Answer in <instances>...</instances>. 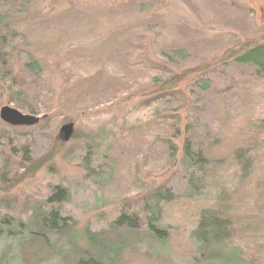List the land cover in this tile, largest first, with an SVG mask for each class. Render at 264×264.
<instances>
[{"label": "rangeland", "instance_id": "374dc122", "mask_svg": "<svg viewBox=\"0 0 264 264\" xmlns=\"http://www.w3.org/2000/svg\"><path fill=\"white\" fill-rule=\"evenodd\" d=\"M69 2L76 4L75 16L64 25L76 26L91 6H97L108 14L121 12L134 27L135 36L127 42L116 39L115 52L100 61L116 77L123 68L134 65L145 67L150 77L154 72L149 67L156 62L162 67L157 76L164 79L168 78L164 77L166 69L174 68L163 65L157 56L155 37L144 36L141 26H136L151 13H159L167 23L169 30L164 34L169 39L182 41L178 31L182 28L192 38L197 34L202 43L214 45L213 50L183 62L176 71L205 66L221 55L214 41L264 43V0H39V8L64 11ZM127 27L107 25L93 39L76 41V46L93 49L106 41L109 46L114 43L109 36ZM9 64L7 55L0 53V75L9 79L7 83L0 80V111L8 106L41 121L34 127H12L0 119V223L8 218L31 224L42 212L54 208L74 227L70 236L77 244L73 247L91 252L83 235L86 230L104 231L120 245L121 236L116 238L110 225L122 214L152 218L145 204L154 192L167 188L173 198L159 204L158 221L160 229L170 234L166 244L152 237L145 239L143 230L145 237L140 242L136 237L126 239L122 264H205L189 244L206 209L229 222L233 229L230 242L236 248H217L210 264H264V78L252 67L231 63L213 68L208 74L213 79L209 92H201L191 83L187 95L179 94L173 102L167 103L168 97L164 100L162 95L138 94L125 103L106 95L95 104L98 91L77 102L74 95H64L63 78L54 66L43 81L21 71L18 63L13 64L17 74L12 79L6 73ZM175 70L171 73H177ZM140 85L146 86L147 79L143 77ZM24 86H43L44 91L18 96ZM177 105H181L179 110ZM177 117L182 119L181 125ZM150 122H165L173 131L158 137L144 128ZM67 124H74L75 134L64 143L60 130ZM189 124L199 129L195 148L218 165L205 176V185L192 193L186 192L189 178L181 167ZM139 127L142 136L136 133ZM170 141L176 153L168 150ZM57 189L66 192L67 202L46 205ZM68 240V236L53 237L52 243L67 253ZM24 252L30 264H60L53 249L38 250L40 262L30 258L28 247ZM229 254V259L220 258Z\"/></svg>", "mask_w": 264, "mask_h": 264}, {"label": "trees", "instance_id": "16d2710c", "mask_svg": "<svg viewBox=\"0 0 264 264\" xmlns=\"http://www.w3.org/2000/svg\"><path fill=\"white\" fill-rule=\"evenodd\" d=\"M75 5V3L69 2V9L64 11L53 9L46 12L39 8V0H0V53H5L9 58L11 69L6 73L12 79H14L12 74L16 78L15 74L17 73L14 74L13 70L14 65L17 63L21 67V71L27 74H35L38 79L40 78L43 81H45L47 73L51 71V66H54L63 78L64 95H74L77 102V100H82L83 97H88L92 91L93 93L98 91L97 94L99 95L94 98V103L98 104L106 95L114 96L113 99L116 102L124 101L125 103L131 101L138 94L143 95L142 97L162 95L165 98L164 100L168 97L167 103L173 102L179 94L187 95V90H191V83L201 92H209L213 84V79L208 76L212 73L211 70L231 63L250 66L256 71L259 78H264L263 40L241 42L238 39L231 44L214 41L213 43L219 45V49L216 50L222 53L217 56L218 58L215 56L214 60H210L206 63L207 65L202 67L184 71H178V69L176 71L175 68L181 66L183 62L213 50L214 45L207 42L202 43L197 34L192 38L188 30L182 28H178V31L184 41L169 39L164 34V31L169 30L168 25L159 13H151L147 21L136 26H141L144 36L151 35L155 37V49L157 56L162 59L163 65L167 64L174 67L173 69H166L164 77L168 76V78L161 79L159 75L157 76L162 67L156 62L149 67V70L154 72L150 77H148L147 69L145 70V67L141 65L125 68L122 66L124 69L122 75L119 77L112 76L100 61H102L104 55H111L115 52L116 39L120 38L122 42H127L133 38L136 34L133 31L134 27L131 23L128 24L130 21L123 17L121 12L108 14L97 6H91L82 15L79 24H76V26L64 25L63 23L72 20L75 16L73 15ZM147 13L144 12V14ZM122 24H127L129 28L111 34L109 41L111 39L114 43H110L109 46L108 41L93 49L76 46V41L93 39L96 34L104 32L107 25L119 26ZM15 50L16 52H14ZM173 70L177 73H171ZM83 74L86 75L83 76ZM0 76L2 83L9 81L8 77ZM143 77L147 79V85L141 87ZM80 89L83 91L80 92ZM9 90L14 92L12 86ZM43 91V86L37 88L36 86H24L17 94L21 96L29 92L42 93ZM72 98L74 97L70 98L71 101ZM182 107L185 106L182 105ZM180 108L181 105H177V110ZM178 119L176 122L181 125L182 119ZM197 123H200V121L197 120ZM143 126L149 132L156 133L158 137L164 134L167 135L172 130V127L166 125L165 122H150ZM197 130L199 129L196 128L195 124L187 125V131L190 135L183 145L181 167L189 178L186 190L188 193L200 190L205 185V176L218 167L216 163H211L205 157L202 150L195 148L194 141L197 138ZM136 133L138 136H142V128L139 127ZM172 144V141H170L168 150H173L176 153V148ZM199 176H202L201 179ZM150 198L152 199L145 204V210L153 214L152 218L141 217L138 213L131 216L122 214L110 225L112 234L116 238L121 236L120 245L109 238L104 231L90 233L89 230H86L83 235L87 238L86 242L88 241L87 243H89L93 252L80 251V249L73 247L77 244L76 241L71 240L72 236H70L74 227L70 226L69 220L54 208L42 212L31 224L12 221L8 218L2 219L0 223V264H26L25 261L29 260L24 252L25 247H28L31 251L30 258L32 260L36 258L38 262L41 261L38 250L45 248L49 251L50 249L55 250V257H57L55 259H59L60 264H122V260L127 253V238L136 237L140 242L144 236L143 230H145V239L152 237L155 241L165 245L168 237H170L165 229H160L158 221L161 211L159 204L163 201L171 202L172 192L167 188H161L154 192ZM67 200L66 192L57 189V193L47 200L46 205L50 207L60 205L67 202ZM201 214L198 226L191 234L190 241L192 243L189 245L191 249L198 251L201 257L204 258L202 263L210 264L212 260L216 259L217 248L236 249L232 247L233 245L230 242L233 237V229L229 222L223 220L218 212L214 210L206 209ZM124 232L127 234H123ZM186 234L184 232L183 236H186ZM61 236H68L69 238L67 253L63 250L64 247L52 243L53 237ZM12 247H15L16 251ZM139 247L137 246V251ZM238 252L241 253V250L239 249ZM22 253L24 256L21 255ZM220 258L229 259L230 254L222 255ZM28 264H30V261Z\"/></svg>", "mask_w": 264, "mask_h": 264}, {"label": "water", "instance_id": "95a60500", "mask_svg": "<svg viewBox=\"0 0 264 264\" xmlns=\"http://www.w3.org/2000/svg\"><path fill=\"white\" fill-rule=\"evenodd\" d=\"M0 119L12 127H34L38 125L41 119L34 115H24L12 107H3L0 111ZM75 134L74 124H67L60 130V139L62 142H69Z\"/></svg>", "mask_w": 264, "mask_h": 264}]
</instances>
